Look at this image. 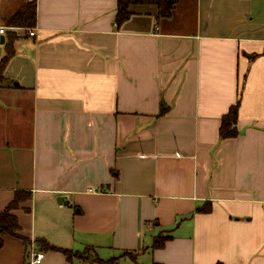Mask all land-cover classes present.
Segmentation results:
<instances>
[{
	"label": "crops",
	"instance_id": "0c3cea01",
	"mask_svg": "<svg viewBox=\"0 0 264 264\" xmlns=\"http://www.w3.org/2000/svg\"><path fill=\"white\" fill-rule=\"evenodd\" d=\"M29 3L34 36L7 24ZM117 3L0 0V59L17 36L0 211L32 195L16 211L29 242L3 236L0 264H32V249L40 264H264V0H177L170 18L135 4L120 24ZM238 101L239 134L222 139ZM159 234L171 238L153 249Z\"/></svg>",
	"mask_w": 264,
	"mask_h": 264
},
{
	"label": "trees",
	"instance_id": "16d2710c",
	"mask_svg": "<svg viewBox=\"0 0 264 264\" xmlns=\"http://www.w3.org/2000/svg\"><path fill=\"white\" fill-rule=\"evenodd\" d=\"M177 0H118L117 3V14L116 22L120 24L127 20L132 12L130 7L135 4H155L158 6V17L159 18H170L173 14ZM36 23V7L35 4L29 3L24 8L17 11L13 16L7 20L8 26L12 27H23L31 28ZM17 36L13 33H9L7 41L5 42V54L0 59V88L13 87L11 81L6 76V69L15 54L14 49V40ZM239 107L240 102L233 104L229 111L222 117L221 126H220V137L233 138L239 134L237 123L239 119ZM168 107L165 103L161 102L160 114L167 112ZM32 195L30 191L27 190H17L15 192L14 198L6 206V208L0 211V241H2L3 236L12 235L17 236L23 239L25 243L29 242V239L20 233L21 224L16 211L23 207L27 212H30V206L25 204L30 203ZM212 209L211 203H206L203 207L198 208L199 211L208 213ZM171 238L170 236L159 234L154 237L152 248H162L166 241ZM38 245L43 251H58L62 252L68 260L72 258H77L80 260H86L89 257L85 255V252L90 250L87 248L85 252L73 251L70 249H62L51 245L45 239H38ZM133 255L132 253H125ZM94 260H98L97 257H94ZM112 260H109V262ZM152 264H162L158 262H153ZM216 264H223L222 262H217Z\"/></svg>",
	"mask_w": 264,
	"mask_h": 264
},
{
	"label": "built area",
	"instance_id": "2783aa9c",
	"mask_svg": "<svg viewBox=\"0 0 264 264\" xmlns=\"http://www.w3.org/2000/svg\"><path fill=\"white\" fill-rule=\"evenodd\" d=\"M23 29L25 30L26 33H28V35L30 36L35 35V29L32 28H23ZM5 32H6L5 28L1 27L0 35L5 34ZM30 256H31L32 264H40L42 263L45 254L42 251L36 252L34 249H32L30 252Z\"/></svg>",
	"mask_w": 264,
	"mask_h": 264
},
{
	"label": "water",
	"instance_id": "95a60500",
	"mask_svg": "<svg viewBox=\"0 0 264 264\" xmlns=\"http://www.w3.org/2000/svg\"><path fill=\"white\" fill-rule=\"evenodd\" d=\"M5 42V36H2L1 37V43H4ZM15 84H17V83H15ZM57 201H58V203L59 204H65V205H68V206H72L71 204H70V201L65 197V196H59L58 198H57Z\"/></svg>",
	"mask_w": 264,
	"mask_h": 264
},
{
	"label": "rangeland",
	"instance_id": "374dc122",
	"mask_svg": "<svg viewBox=\"0 0 264 264\" xmlns=\"http://www.w3.org/2000/svg\"><path fill=\"white\" fill-rule=\"evenodd\" d=\"M85 255L89 258L90 257H98V255H97L96 251H94V249H90V250L86 251Z\"/></svg>",
	"mask_w": 264,
	"mask_h": 264
}]
</instances>
